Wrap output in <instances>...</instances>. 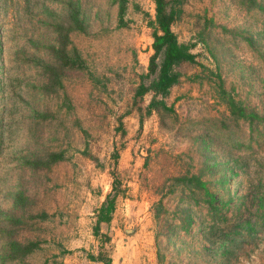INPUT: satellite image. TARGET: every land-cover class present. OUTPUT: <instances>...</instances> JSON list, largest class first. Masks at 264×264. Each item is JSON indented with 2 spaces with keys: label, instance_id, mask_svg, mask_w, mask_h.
I'll return each mask as SVG.
<instances>
[{
  "label": "rangeland",
  "instance_id": "374dc122",
  "mask_svg": "<svg viewBox=\"0 0 264 264\" xmlns=\"http://www.w3.org/2000/svg\"><path fill=\"white\" fill-rule=\"evenodd\" d=\"M166 1L195 56L172 111L135 97L153 0H0V264H264V0Z\"/></svg>",
  "mask_w": 264,
  "mask_h": 264
},
{
  "label": "trees",
  "instance_id": "16d2710c",
  "mask_svg": "<svg viewBox=\"0 0 264 264\" xmlns=\"http://www.w3.org/2000/svg\"><path fill=\"white\" fill-rule=\"evenodd\" d=\"M154 3V19L150 22L151 28V50L152 53L149 56L147 64V74L155 75V78L147 85H139L135 97H142L147 92L152 94L151 100L147 105V110L162 109L165 111H172L171 108L166 107L163 99L169 94L170 89L178 83L179 74L177 68L183 64H194L195 56L189 51V47L180 44L177 41L176 36L171 30V24L173 15L169 11H166V0H153ZM118 5V21L122 22L126 9V0H117ZM75 21V20H74ZM61 43L67 41L65 34L59 35ZM53 57L58 59L57 61L64 67H71L81 69L83 68V61L78 54L73 50L72 54H67L63 51L62 55H59L58 50L50 48ZM158 60V62H156ZM214 83L217 93L221 98L228 115L237 120L250 121L252 112L246 110L239 102H236L222 87V81L218 75L214 76ZM255 117V116H254ZM117 154L113 155V159L116 160ZM113 193L110 197V193ZM114 182L111 184L110 192L106 196V200L99 207L96 214V224L93 229V234H98L99 223H107L109 221V214L113 209V200L117 195ZM26 252L30 251L29 247H26ZM97 262L102 264H111L110 259L107 256L100 254L96 258Z\"/></svg>",
  "mask_w": 264,
  "mask_h": 264
},
{
  "label": "water",
  "instance_id": "95a60500",
  "mask_svg": "<svg viewBox=\"0 0 264 264\" xmlns=\"http://www.w3.org/2000/svg\"><path fill=\"white\" fill-rule=\"evenodd\" d=\"M126 233L131 232V230H125Z\"/></svg>",
  "mask_w": 264,
  "mask_h": 264
}]
</instances>
